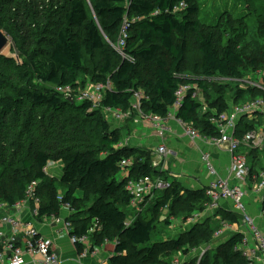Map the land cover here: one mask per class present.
Instances as JSON below:
<instances>
[{
	"label": "trees",
	"instance_id": "16d2710c",
	"mask_svg": "<svg viewBox=\"0 0 264 264\" xmlns=\"http://www.w3.org/2000/svg\"><path fill=\"white\" fill-rule=\"evenodd\" d=\"M200 1L0 0V31L13 40L11 52L19 54L17 59L0 58L8 74L0 81V89L12 94L9 104L0 97V128L12 124V143L18 145L13 150L11 146L7 158H2L10 163L11 173L3 167L0 174V204L14 205L23 200L28 185L36 181L42 221L60 214L57 197L61 193L75 212L71 217L73 234L84 236L96 227L89 234L94 247L115 245L108 264H173L178 254H189L206 244L216 249L206 253L200 264H249L234 252L241 236L226 242L214 239L225 223L242 220L240 215L224 210L215 213L218 219L199 223L175 239L154 241L159 225L170 229L172 219L188 222L194 214L205 211L206 190L187 191L172 183L169 190L146 198L148 208L134 212L128 183L145 177L168 181V177L153 168L150 151L117 149L123 137L112 129L103 112L106 108L128 112L134 92L142 91L146 96L142 103L145 116L167 119L182 84H199L204 97L214 89L223 92V86L216 88L209 83L215 78L243 82L246 76L256 77L264 71L261 46L256 51L239 48L237 41L205 26L199 18ZM182 3L186 9L173 14ZM88 4L94 18L89 16ZM156 12L159 15L153 16ZM125 19L130 24L129 39L121 55L112 45L118 42ZM260 29L264 37V25ZM225 31L236 34L239 40L247 28L243 23H229ZM190 41L201 55L196 66L200 78L183 76ZM88 76L90 84L111 85L96 109L89 103H72L56 90L68 86L82 90V79L87 81ZM257 98H264V89L248 86L238 89L233 105ZM211 105L215 111L200 113L205 104L187 97L177 117L193 124L202 136L215 137L218 134L210 117L229 111L230 106L222 94ZM48 110L53 112L49 119ZM252 129L243 120L238 136ZM3 136L1 132L0 140ZM248 152L253 171H264L261 150ZM124 160L132 162L125 169H129L128 176L121 167ZM52 162L61 165V177L44 173ZM178 205L183 209L180 216L175 212ZM131 217L134 221L129 223ZM75 245L82 253L83 246ZM196 263L193 258L187 264Z\"/></svg>",
	"mask_w": 264,
	"mask_h": 264
},
{
	"label": "built area",
	"instance_id": "2783aa9c",
	"mask_svg": "<svg viewBox=\"0 0 264 264\" xmlns=\"http://www.w3.org/2000/svg\"><path fill=\"white\" fill-rule=\"evenodd\" d=\"M186 7V4H180L173 11V14H178L185 10ZM158 15L159 12H156L153 16ZM129 27V21L125 19L121 27L119 40L116 45H112L121 55H124V50L127 47ZM256 76L259 77V80L258 82L254 81V87L264 89L261 85L264 82V71L258 72ZM110 89L111 85L109 83L89 84L82 90L78 89V91L71 86L56 88L58 93L68 99H72L73 102L75 100L76 103L80 104L89 103L93 109L100 106L105 93ZM202 92L200 85L196 83L180 85L175 94L176 103L168 113L167 119L153 115L145 116L142 103L146 96L142 91L134 92L131 109L128 112L110 108L104 109L103 112L108 121L113 120L117 124H121L125 118L132 115L136 116L134 120L138 122L148 120L156 129L162 132L161 135H163V123L165 121L175 122L182 128L186 138L206 144L215 151L228 154L230 165L226 177L219 175L210 152L206 151L201 154V162L212 177L207 186L203 188L206 190L208 203L205 211L196 213L186 223L192 230L199 223H204L209 219H218L215 213L219 210L240 215L242 220L239 223H225L215 233L214 239L218 240L224 236L226 237L227 233L230 238L239 235L241 236V241L235 246L234 252L239 253L249 264H264V229L260 228L247 210L249 199L252 197L259 198L260 213L264 219V171L254 172L252 163L248 158V151L263 150L264 148V123L263 125L254 126V124H259L261 118L264 120V98H257L253 101L234 105L232 109L223 114L211 116L210 122L216 128L218 135L207 137L202 136L194 128L193 124L186 123L177 117L185 99L189 97L194 101L200 102L203 97ZM202 104L204 105L205 103L202 102ZM243 120L251 124L253 129L240 138L238 135ZM126 145L123 140L116 148L120 150L127 147ZM156 154L160 157H171L173 152L166 146H160L156 149ZM55 166V163H49L44 173L49 177H61L53 169ZM131 166V161L124 160L121 162L125 176L129 175V169L128 171H125V169ZM249 183L254 185L253 191H250ZM171 186L172 183L170 181L161 179L153 181L149 177L130 181L127 190L133 196L131 208L134 212H141L142 209L140 208L146 204V198L153 196L156 192H165ZM38 188L39 183L33 181L28 185L23 200L18 201L14 205L0 204V264H29L28 261L34 264H63L56 253L55 240L43 235L39 228L40 225L51 227L57 237L67 238L74 245L77 243L81 244L83 248H86L83 249V255L90 252L87 249L91 241L89 234L93 233L96 227L84 236L73 234L74 227L71 217L75 212L72 205L64 201L61 193L57 197L61 208L60 214L40 221L41 198ZM224 202H231L232 209H224ZM7 212H17L18 214L29 212L31 220L24 219L17 214L12 216ZM164 212H166L164 215H167L168 209H165ZM165 217L163 216L161 219L165 220ZM131 220L132 222L134 221L132 217ZM172 222H174L173 219ZM94 249L91 254L96 256L98 250ZM211 249L212 246L206 244L199 249H194L189 254L180 253L174 258L173 264H187L193 258H196V264H200L206 253ZM37 257H39L38 260L36 259Z\"/></svg>",
	"mask_w": 264,
	"mask_h": 264
},
{
	"label": "rangeland",
	"instance_id": "374dc122",
	"mask_svg": "<svg viewBox=\"0 0 264 264\" xmlns=\"http://www.w3.org/2000/svg\"><path fill=\"white\" fill-rule=\"evenodd\" d=\"M88 7H89V16L94 18L95 15H94V11H93L91 4H88ZM200 8H201V11L199 14L200 20L205 26L212 28V31L217 32L218 35L225 34L226 37L231 38L234 42L237 41L239 48L252 47V49L254 48V51H256L257 46H261L260 49L264 50V37L260 29V27L264 25V0H201ZM229 23L233 26H236L239 23H243V25L246 26L247 31L245 32V34H243V36H241L239 40L236 34L234 35L231 32L225 31V26ZM4 36L8 38L9 43L1 51L0 55L2 56L0 58H2L3 60L5 58H9L12 56L13 59H17V56L19 55L17 51H15L14 53L11 52L13 47L15 46L13 40L10 41V37H7L5 34ZM37 44L39 45V42ZM113 45H116V44H113ZM200 61H201V55L198 51H196L192 47V42L190 41V47L188 49L186 66H185V71H184L183 76L189 79L200 78L201 76L196 70V66L200 64ZM3 70L4 69L3 67H1V64H0V81L3 80V78L8 76V74H6ZM90 73L91 72H89L88 75H90ZM90 77L88 76L89 79L87 81L82 79L81 83H82V86L85 85L84 88L87 87L90 83H92L90 81ZM244 80L245 81L243 82H240V81L237 82V81H231V80H224L221 78H215L214 80L209 81V83L213 82L212 85L215 84L214 86H216V88H219V86H223L224 90L222 93H218L217 90L214 89L213 91L210 92L211 95L202 97L200 99V102L205 103V105H207V108L206 107L202 108L200 113L206 112L207 110L215 111L216 109L213 108L211 104H213L216 101V99L220 96V94H222L225 101L228 102L230 109H232L234 106L233 99L238 89H246L248 86L254 87V81L258 82L259 77L258 76L256 77L246 76ZM261 85L264 86L263 84ZM0 97L3 98L2 100L6 102V104L12 103V100L9 99V98H12V94L9 95L8 90L4 91L3 89L2 90L0 89ZM77 104L79 105L80 103L77 102ZM40 111L43 112L45 111V109H41ZM52 113H53L52 111L48 110V114H46V118L49 119ZM0 114H1V111H0ZM42 116L43 114H41L40 118L44 120ZM135 117H136L135 115H132V116L125 118L121 122L122 126L124 127L123 129L125 128L131 129L130 128L131 125L129 124ZM142 121H147V120H142ZM108 123L110 124L112 128L118 125L113 120L108 121ZM263 123H264V120L261 118L259 121V124H254V126L263 125ZM11 125L5 124V126L2 129L0 128V135H1V132H3V135H4L3 137H5V138H2V140H0V156H1L0 174L3 170V167L6 168L7 171H9L8 174L11 173L10 163L8 164L7 160L2 159V158H7V156L9 155V152H11V149H10L11 146H12V150L15 147L18 148V145H15L12 143V126ZM21 131L22 129L20 131H17L16 134L19 135ZM30 135L33 136L32 133H30ZM128 136L129 134H126V136L125 134L122 135L123 138L125 137L127 138ZM261 152L259 155L261 158L264 159V148L263 150H261ZM160 161H162L160 160V158L154 157L151 154V164L152 165L154 164L155 166L156 165L159 166ZM53 169H58V170H55V172L57 173V175L62 176V169H59V167L57 166L54 167ZM248 186L250 188V191L254 190V185L252 183H249ZM257 201H258L257 205L260 207L259 198H257ZM148 206H149L148 204H145L140 209L145 210L146 208H148ZM180 208L178 205L175 209V212L179 213V216H180V212H183V209L182 208L180 209ZM128 222L129 223L132 222L131 218H128ZM189 229H190V226L187 225V223L182 221L181 219L174 220V224L170 229L163 227L162 225H159L155 233V236H154V241L163 242L164 240L166 241L168 239L169 240L175 239L177 238V236L187 232ZM215 249H216V246H212V249L210 250V252L213 253ZM99 250L100 252H104V248L99 249Z\"/></svg>",
	"mask_w": 264,
	"mask_h": 264
},
{
	"label": "crops",
	"instance_id": "0c3cea01",
	"mask_svg": "<svg viewBox=\"0 0 264 264\" xmlns=\"http://www.w3.org/2000/svg\"><path fill=\"white\" fill-rule=\"evenodd\" d=\"M129 125H131V129L128 128L129 130L127 128L123 129L124 127L122 124H118L112 129L119 131L121 135L125 134L126 136V134H129L127 138H123L127 147L150 151L154 157L160 158V160H162L159 162L160 165L155 166L153 164V168L163 172L168 177V181L179 184L182 189L187 191H201L210 182L212 177L201 162V154L206 151L212 154L213 163L219 175L221 177H226L228 175V168L230 165L229 155L217 150L215 151L206 144L186 138L182 128L175 122L165 121L163 123V135H161L162 132L156 129L148 120L138 122L133 119ZM160 146H166L173 152V155L171 157L158 156L156 154V149ZM56 166L62 169L60 164H56ZM149 202L151 203V201ZM257 203V198L252 197L249 199L247 205L248 214L258 223L260 228L264 229V219L261 217L260 207ZM223 206L224 209L227 208L226 210L232 209L231 202H224ZM7 213L12 216L17 214L24 219L31 220L29 212H24L23 214H18L17 212ZM173 224L174 222H172V226ZM39 228L43 235L55 240L56 253L61 258L63 264H108L109 259L114 254V244L106 243L103 247L99 248L94 247L90 241V246L87 247L90 252L83 255L78 251L77 246L72 244L70 240L57 237L51 227L40 225ZM229 238L230 236H228L227 233L226 237L224 236L219 242H226ZM94 248L98 250L96 256L91 254L93 250H95ZM103 248L104 252H100L99 249ZM83 249L86 248L84 247ZM36 259L38 260L39 257ZM28 263L34 264L29 261Z\"/></svg>",
	"mask_w": 264,
	"mask_h": 264
},
{
	"label": "water",
	"instance_id": "95a60500",
	"mask_svg": "<svg viewBox=\"0 0 264 264\" xmlns=\"http://www.w3.org/2000/svg\"><path fill=\"white\" fill-rule=\"evenodd\" d=\"M8 43V38H6L0 31V52L8 45ZM69 101L73 103L72 99H69Z\"/></svg>",
	"mask_w": 264,
	"mask_h": 264
}]
</instances>
